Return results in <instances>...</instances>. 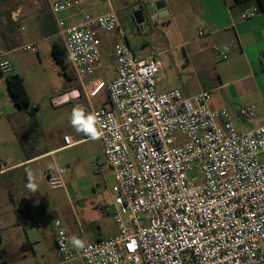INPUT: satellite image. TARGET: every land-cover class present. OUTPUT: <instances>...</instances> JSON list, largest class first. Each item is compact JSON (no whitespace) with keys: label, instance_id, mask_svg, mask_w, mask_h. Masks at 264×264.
Wrapping results in <instances>:
<instances>
[{"label":"built area","instance_id":"2783aa9c","mask_svg":"<svg viewBox=\"0 0 264 264\" xmlns=\"http://www.w3.org/2000/svg\"><path fill=\"white\" fill-rule=\"evenodd\" d=\"M96 1L46 0L72 75L102 131L99 141L115 181L103 210L118 234L85 241L77 250L63 220L54 219L61 257L81 264H264V125L239 132L227 109L212 107L208 91L159 93L162 63L155 54H136L111 1L102 0L105 10ZM77 15L81 19L74 20ZM98 31L120 37L108 82L91 78L103 68ZM23 49L37 51L32 44ZM219 55L228 59L230 47ZM0 73L13 74L12 64L0 60ZM103 90L109 105L93 104ZM238 114L250 119L254 109ZM85 140L66 135L62 149ZM12 169L0 162V175ZM196 169L200 177L190 178ZM63 174L64 168L47 173L53 189L64 188Z\"/></svg>","mask_w":264,"mask_h":264},{"label":"rangeland","instance_id":"374dc122","mask_svg":"<svg viewBox=\"0 0 264 264\" xmlns=\"http://www.w3.org/2000/svg\"><path fill=\"white\" fill-rule=\"evenodd\" d=\"M110 1L131 49L143 57L155 54L162 63L165 68L162 83H170L183 93L194 92L196 80L182 58L183 49L171 48L179 42L180 34L184 38L197 34L201 27L199 20L185 24L171 22L167 17L156 18L147 11L152 0ZM170 1L178 15L188 8L199 10L198 0ZM231 2L227 0L229 8ZM95 4L107 9L102 0ZM139 10L146 18L144 28L134 18ZM98 36L102 42L103 68L91 78L108 82L114 76V46L120 37L117 31H98ZM55 41L61 44L60 38ZM55 41H42L38 45L39 57L23 63L15 64L11 58L1 60L15 64L14 71L20 70L31 106L17 109L8 90L7 75L0 73V162L7 167L23 162L0 175V264H81L79 260L64 261L58 252L53 229L57 218L63 219L72 234L88 242L108 240L118 234L114 219L103 210L112 201L109 188L115 181L99 140H87L53 155L26 161L63 146L66 135L76 140L84 138L70 124L72 111L79 103L89 113L88 106L80 98H74L78 93L61 104L55 103L59 92L77 85L75 78L68 77L72 73L70 66L64 71L54 59ZM164 50L167 51L162 53ZM92 103L108 106L106 90ZM59 168L65 169L64 188L53 189L47 173ZM189 176L198 178L200 172L196 169ZM30 183L35 191L29 187Z\"/></svg>","mask_w":264,"mask_h":264},{"label":"crops","instance_id":"0c3cea01","mask_svg":"<svg viewBox=\"0 0 264 264\" xmlns=\"http://www.w3.org/2000/svg\"><path fill=\"white\" fill-rule=\"evenodd\" d=\"M165 1L169 10V14L165 17L171 22L186 24L193 20H199L201 23L197 34L188 38H184L180 34L179 42L171 48L183 49L182 58L186 61L187 68L193 72L196 80L194 92L182 93L191 97L202 91L210 92L212 107L227 109L239 132H248L263 126L264 11L257 12L254 17L242 19V14L251 11L255 6L235 5L232 0V8H229L227 0H198V5L200 4L198 12L193 8H188L178 15L175 13L171 1ZM79 19H81L80 15L74 18V20ZM144 26L145 24L141 25L142 28ZM0 28V60L11 58L15 64L31 60L36 56L39 57L38 45L42 41H55L60 38L56 18L51 13L46 0H0ZM200 32H203V36H200ZM29 44L34 45L37 51H25L23 47ZM223 46L230 47V55L226 60L221 59L219 55V50ZM166 51L164 50L162 53ZM14 70L15 68L13 74H19L23 78L20 70H16L17 72ZM162 82L163 80L157 86V91L160 93L171 90L181 91L170 83ZM76 90L78 96L73 97L80 98L88 106L78 84L59 92L58 98L65 94L74 95ZM82 105V103L78 104L80 107ZM244 107L254 109V114L250 119H242L239 116V110ZM63 146L44 154L31 156L26 161L53 155L55 152L63 150ZM22 163L11 167L16 168ZM75 222L78 225V221ZM66 227L70 232L69 226L66 225ZM71 235L77 236L72 233ZM85 241L87 240L84 239Z\"/></svg>","mask_w":264,"mask_h":264},{"label":"trees","instance_id":"16d2710c","mask_svg":"<svg viewBox=\"0 0 264 264\" xmlns=\"http://www.w3.org/2000/svg\"><path fill=\"white\" fill-rule=\"evenodd\" d=\"M235 5H244L247 7L255 8L257 12L264 11V0H233ZM52 55L56 62L62 66L64 71L69 68V63L67 56L63 50L61 44L54 43L52 45ZM69 78H72L73 75L68 74ZM8 90L11 96V99L17 109L23 110L31 106L30 97L27 93V90L24 85L23 78L19 74H11L6 77Z\"/></svg>","mask_w":264,"mask_h":264},{"label":"clouds","instance_id":"9594fccd","mask_svg":"<svg viewBox=\"0 0 264 264\" xmlns=\"http://www.w3.org/2000/svg\"><path fill=\"white\" fill-rule=\"evenodd\" d=\"M98 118L93 113L85 114L82 107L77 106L71 114L70 124L77 133H83L90 140L96 141L101 139L102 131L98 127ZM29 187L35 191L34 186L30 183ZM69 243L74 249L80 250L85 247V242L80 237L73 235Z\"/></svg>","mask_w":264,"mask_h":264},{"label":"water","instance_id":"95a60500","mask_svg":"<svg viewBox=\"0 0 264 264\" xmlns=\"http://www.w3.org/2000/svg\"><path fill=\"white\" fill-rule=\"evenodd\" d=\"M147 11H148V13L154 14L156 16V18L165 17L169 14V10L167 9V3L165 0H158V1L149 2L147 5ZM140 12L142 13L141 17L138 16L137 13L134 14L135 21L139 26L143 25L145 23V20H146L144 13L142 11H140ZM75 92L78 93L77 90ZM70 96L73 97L72 94H70V95L65 94L64 96L57 98L55 100V103L61 104L64 101L68 100ZM84 112H85V114H87L86 110H84Z\"/></svg>","mask_w":264,"mask_h":264},{"label":"flooded vegetation","instance_id":"af4514ba","mask_svg":"<svg viewBox=\"0 0 264 264\" xmlns=\"http://www.w3.org/2000/svg\"><path fill=\"white\" fill-rule=\"evenodd\" d=\"M140 11H142V10H139V11H137L136 13H137L138 16L141 17V14H142V13H141ZM142 12H143V11H142Z\"/></svg>","mask_w":264,"mask_h":264}]
</instances>
